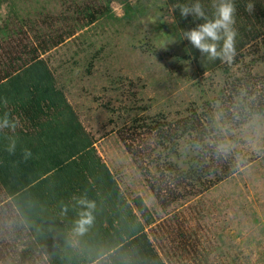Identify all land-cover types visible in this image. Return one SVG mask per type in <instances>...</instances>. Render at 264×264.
<instances>
[{"label": "rangeland", "instance_id": "1", "mask_svg": "<svg viewBox=\"0 0 264 264\" xmlns=\"http://www.w3.org/2000/svg\"><path fill=\"white\" fill-rule=\"evenodd\" d=\"M65 1L15 0L13 22L9 4L0 6V28L9 24L7 32L0 29V77L16 72L33 49L40 52L48 36L67 29L70 22L59 19L67 14ZM164 1H113L109 16L55 47L47 42L49 48L39 53L40 58L51 69L56 87L63 90L125 202L140 221L134 198L141 197L149 209L154 224L146 226L145 233L165 264H264V116L240 123L233 118L231 104L238 106L241 100L234 96L238 78L252 60H256L252 73L264 74V32L245 44L231 63L195 76L185 41ZM257 25L264 29L263 23ZM219 97L222 100L215 102ZM192 113L209 133L202 114L218 123L216 144L229 167L228 177L202 171L200 182L193 184L187 179L176 181L170 172L161 173L163 163L169 161L183 171L201 148H193L201 126L176 134L178 123L184 124ZM156 123L175 130L176 142L157 145L158 135L148 128ZM50 163L45 159L43 169ZM19 221L0 186V264H48L46 255L31 246L32 235ZM30 253L33 258L22 261Z\"/></svg>", "mask_w": 264, "mask_h": 264}, {"label": "trees", "instance_id": "2", "mask_svg": "<svg viewBox=\"0 0 264 264\" xmlns=\"http://www.w3.org/2000/svg\"><path fill=\"white\" fill-rule=\"evenodd\" d=\"M15 0H0V6L9 4L11 9L8 16H12V9ZM71 1V3H69ZM90 4H79L76 0H68L65 8L66 16L59 17L64 21H69L65 31H61L56 36H48L44 41L41 51L45 53L49 47L45 44L49 42L50 47L61 44L66 38L73 36L77 30L94 24L99 19L110 15V4L116 0H105V2ZM191 0H165L166 6L171 8L174 19V27L183 38V31L191 30L202 20L195 19L189 15L183 18L179 9L174 5L190 3ZM206 13L211 16L213 0H201ZM253 5L251 13L245 10L247 4ZM236 6V23L234 27L238 31L236 54L242 50L245 44L257 40L264 29L256 26V23L264 24V2L258 0H234ZM64 5V6H65ZM129 5H125V14H128ZM250 14H253L250 16ZM7 16V17H8ZM15 14L9 19L14 21ZM58 20V17L55 18ZM9 24H4L2 31L7 32ZM258 27V28H257ZM187 46V58L194 65V75L200 76L207 72H214L225 66L226 62L220 60H209L206 56L195 49L189 41L184 39ZM264 60V40L261 41ZM39 49H33L31 58L23 60L17 71L11 73L7 71L0 77V117L4 112L10 114V119L23 116L30 123L48 124L41 126L40 130H45L48 137L43 144L48 147L52 155L47 159L52 166L64 171V182L71 170L77 176L78 192H83L88 200H93L97 205L93 211L94 222L90 227H94L91 232H84V237H78L82 247L77 251L69 248L68 243L62 239L61 225L54 224L51 216H45L43 209V188L48 186L42 176H33V172L41 174L43 171V159L36 161L31 156L24 158L25 149L31 153V145L25 144L26 136L17 137L16 148L13 154L6 149L9 144V137L0 134V186L11 198L14 209L20 219L19 226L31 233L33 241L31 246L39 249L41 254L46 255L48 264H165L159 254L154 250L149 237L145 233V227L154 224V218L146 207L141 197H135L133 204L140 213L142 221L133 213L129 203H126L123 194L120 193L118 184L107 166L101 162L93 147V142L86 137L85 130L79 122L78 116L67 102L63 90L56 87V80L45 61L40 58ZM256 60H252L250 65L244 68V74L238 78L239 84L234 96L241 97L238 106L231 101L235 115L240 123H246L255 116H264V74H253L252 67ZM1 72V71H0ZM8 103L5 107L4 100ZM222 100L221 97L215 102ZM213 102V103H215ZM35 104V105H34ZM222 104V103H221ZM223 107V106H222ZM224 108V107H223ZM225 110V109H224ZM228 111V110H227ZM16 115V116H15ZM202 114L206 117L205 124L209 126L210 133L207 132L200 117H186L184 124L175 127L176 134H183L194 129V125L200 128L199 135L194 137L193 148L201 146L195 156L191 157L182 171L175 163L164 162L161 173L170 172L174 174L176 181L189 180L188 183H199L202 179L198 174L202 171L209 174H216L219 178H226L229 174V167L217 149L218 133L220 131L218 123L210 115ZM227 115V114H226ZM202 118V117H201ZM227 115V120L228 119ZM150 126V125H148ZM164 124L156 123L153 127H148L158 135L157 145L165 146L167 142H176L175 130L171 127H164ZM181 131H178V130ZM180 132V133H179ZM217 133V135H216ZM176 137V139H174ZM222 138V137H221ZM58 142L53 143V141ZM203 140H209L203 144ZM62 141V142H60ZM211 141H213L211 143ZM43 142V141H42ZM41 144V143H40ZM40 144H36L39 146ZM78 144H81L79 146ZM203 144V145H202ZM73 156V158H71ZM54 157V158H52ZM209 157V158H208ZM167 161V160H166ZM228 162V161H227ZM229 163V162H228ZM48 165V167L50 166ZM45 170V169H44ZM79 178V179H78ZM38 180V181H37ZM38 182L40 185H38ZM152 191L158 195L152 184ZM41 191H37L36 190ZM72 188V187H70ZM40 192V193H38ZM36 202V203H35ZM76 214V213H75ZM59 217V215H58ZM79 217L80 216H76ZM61 237V238H60ZM32 254L23 256L22 261H28Z\"/></svg>", "mask_w": 264, "mask_h": 264}, {"label": "clouds", "instance_id": "3", "mask_svg": "<svg viewBox=\"0 0 264 264\" xmlns=\"http://www.w3.org/2000/svg\"><path fill=\"white\" fill-rule=\"evenodd\" d=\"M179 9L180 15L187 18L189 15L195 19L202 20L203 23L198 24L195 28L183 31V39L197 49L201 55L206 56L209 60H220L222 62L231 63L236 56V43L238 31L234 27L236 20V6L234 0H213L212 8L214 9L211 16L206 13L201 0H191L190 3L174 5ZM245 10L249 13L253 10L251 3L247 4ZM7 99L4 100L5 107ZM18 121L15 118L10 119V114L4 112L0 117V132L4 130L15 131ZM17 137H9L7 151L13 154L16 148ZM31 152L25 149L24 158L28 159ZM76 199L75 197H73ZM77 204L83 209L79 213L80 219L76 221L77 231L83 234L87 226L92 224L94 219L92 212L96 205L94 201H90L85 196L77 199ZM66 211V206L65 209Z\"/></svg>", "mask_w": 264, "mask_h": 264}, {"label": "crops", "instance_id": "4", "mask_svg": "<svg viewBox=\"0 0 264 264\" xmlns=\"http://www.w3.org/2000/svg\"><path fill=\"white\" fill-rule=\"evenodd\" d=\"M15 120L18 121V125L14 132L6 129L3 132H0V134L7 138L13 136L14 134H19L20 136L22 135L21 137L26 136L27 138L24 139V142L25 144L31 145V149L33 151L31 154V158L35 159L36 161H38L40 158H45L46 160L49 159V157L52 155L49 153L48 147L43 145L46 143L44 140L46 137H48L49 131L47 133H44L45 130H40V128L41 126H44L46 124H48L49 127L50 124L48 122L44 124H41V122L39 124H37V122L30 123L28 119L23 116H17L15 117ZM36 144H40L39 146H37L38 148H36ZM71 158H73V156ZM57 165L53 167L52 164H50V166H47L45 170L43 169V171H39L41 174L33 172V176H42V179L46 180V182L48 183V186H44V188L42 189L44 195V206L42 210L44 211L45 216L50 215L51 220H54L51 221L52 223H59L61 225L63 234L62 239H65L63 240L68 243L69 248L77 251V249L80 250V248L82 247V244L80 243L78 237H84L85 232L84 231L83 234H81L79 231H77L76 225V221L80 219L76 216H79V213L85 210L77 204V199L83 197V192L77 191V186L75 185V183L78 180L77 176L73 175L75 174V172L72 170L68 172V176H66L67 180L66 182H64V171L57 169ZM38 185H40L39 182ZM37 191H41V189ZM73 197H75L76 199H74ZM10 201L12 202L11 198ZM90 201L93 200L91 199ZM65 206L66 211L64 210ZM92 222H94V220ZM93 229L94 227L89 228L87 226L86 232H91L93 231Z\"/></svg>", "mask_w": 264, "mask_h": 264}]
</instances>
